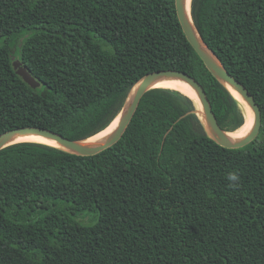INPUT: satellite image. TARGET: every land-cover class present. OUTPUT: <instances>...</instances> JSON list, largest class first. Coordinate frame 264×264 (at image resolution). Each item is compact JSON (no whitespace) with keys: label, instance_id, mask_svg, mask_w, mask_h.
<instances>
[{"label":"trees","instance_id":"1","mask_svg":"<svg viewBox=\"0 0 264 264\" xmlns=\"http://www.w3.org/2000/svg\"><path fill=\"white\" fill-rule=\"evenodd\" d=\"M191 14L257 101V137L219 145L194 100L161 86L97 154L8 145L0 150V264H264V0H191ZM169 69L202 84L224 130L243 126L242 103L187 40L175 0H0V134L37 126L86 139L115 119L142 76Z\"/></svg>","mask_w":264,"mask_h":264},{"label":"water","instance_id":"2","mask_svg":"<svg viewBox=\"0 0 264 264\" xmlns=\"http://www.w3.org/2000/svg\"><path fill=\"white\" fill-rule=\"evenodd\" d=\"M175 8H176V13H177L180 25L182 27V30L187 40L189 41L191 46L194 48V50L197 52L199 57L202 59L206 68L239 101H242L245 103L244 105L245 108L247 106L252 111L253 126L250 132L245 137L239 140H234L227 135L228 132H234V131H226L219 125L217 118L214 114V111L212 109L210 100L207 96V93L204 87L202 86V84L198 80H196L193 76L189 75L186 72L169 69V70H158V71L147 73L146 75L142 76L134 84V86L131 88V90L129 91L126 97V100L119 114L116 116L118 117L119 115H121L116 130L105 141H103L102 143L98 145L84 146L80 143L84 139L75 140V139L68 138L62 134H59L47 128H42V127H37V126H26V127L10 129V130H7L1 133L0 134V150L8 145L14 144V143H9V142L18 136L37 135V136L48 138L62 145L64 148H60V147H57V148L69 151L74 154H78V155L97 154L98 152H101L102 150L115 144L122 137L127 126L129 125L131 119L133 118L135 114V111L139 105V102L142 96L148 90L152 88L161 87V86H154V85L158 80L162 78H166V77H177L179 79H182L198 93L199 102H196L192 98L194 102L196 103L197 113L204 124L207 134L212 139H214L219 145L226 147V148H238L254 140L259 134L261 124H262V113H261V110H260V107L257 101L255 100L254 96L250 93L248 88L241 81H239L232 74L229 73V71L224 67V65L221 63V61L216 56V54L204 42L203 38L201 37L199 31L197 30L194 24L192 14H191V19H192L193 25L190 22L186 14L185 0H175ZM190 11H191V3H190ZM194 28L197 31L200 41L198 40L196 36ZM202 44L204 46H202ZM210 53L215 58V60L212 58ZM13 68H14V71L19 76H21L23 81L26 82L29 86H31L32 88H36L39 86L38 80H36L30 74L26 66L20 60H14ZM131 92H133V95L130 99L129 104L126 107L127 99Z\"/></svg>","mask_w":264,"mask_h":264},{"label":"bare ground","instance_id":"3","mask_svg":"<svg viewBox=\"0 0 264 264\" xmlns=\"http://www.w3.org/2000/svg\"><path fill=\"white\" fill-rule=\"evenodd\" d=\"M190 3H191V0H185V11H186V14H187L190 22L192 23ZM192 25H193V23H192ZM194 31L196 33L198 40L200 41V38H199L195 28H194ZM202 46H204V45L202 44ZM210 55L212 56L211 53H210ZM212 58L215 60V58L213 56H212ZM154 86L170 87V88L180 90L181 92H183V93L187 94L188 96H190L191 98H193L196 102H199L198 93L189 84H187L185 81H183L182 79H179L177 77L162 78V79L158 80ZM132 95H133V92L130 93V95L127 99L126 107L129 104ZM240 102L242 103V105L244 107L245 103L242 101H240ZM244 109L246 112V121L243 124V126L234 132H228L227 133V135L234 140H239V139L245 137L250 132V130L253 126V113H252V111L247 106H246V108L244 107ZM120 117H121V115L116 117L104 130L82 140L80 143L84 146H95V145L102 143L116 130ZM23 141L41 142V143L48 144L51 146L64 148L62 145H60V144H58V143H56V142H54L48 138L37 136V135L18 136L16 138L12 139L9 143H17V142H23Z\"/></svg>","mask_w":264,"mask_h":264},{"label":"clouds","instance_id":"4","mask_svg":"<svg viewBox=\"0 0 264 264\" xmlns=\"http://www.w3.org/2000/svg\"><path fill=\"white\" fill-rule=\"evenodd\" d=\"M227 180L229 182H234V183H230L229 186L232 188H236L239 186V180H240V176L237 172L233 171V172H229L227 174Z\"/></svg>","mask_w":264,"mask_h":264},{"label":"rangeland","instance_id":"5","mask_svg":"<svg viewBox=\"0 0 264 264\" xmlns=\"http://www.w3.org/2000/svg\"><path fill=\"white\" fill-rule=\"evenodd\" d=\"M79 221L85 224H90L91 223V215H85L82 214L81 216L78 217Z\"/></svg>","mask_w":264,"mask_h":264}]
</instances>
